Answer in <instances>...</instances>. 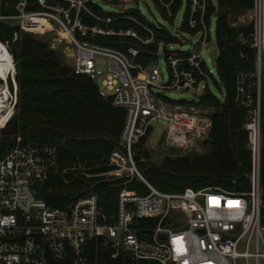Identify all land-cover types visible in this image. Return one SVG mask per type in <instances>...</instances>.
I'll use <instances>...</instances> for the list:
<instances>
[{
  "label": "built area",
  "instance_id": "2783aa9c",
  "mask_svg": "<svg viewBox=\"0 0 264 264\" xmlns=\"http://www.w3.org/2000/svg\"><path fill=\"white\" fill-rule=\"evenodd\" d=\"M2 1L13 4L14 10L7 14L0 11V20L42 35L53 28L60 30L74 45V70L88 75L97 83L101 96L126 110L120 146L110 157L114 168L99 175L139 179L149 192L123 188L113 219L104 213L96 193L80 196L65 207L53 206L38 196L37 185L57 166L58 147L22 144L18 138L16 146L0 160V264H97L96 252L102 247L110 249L113 258L123 256L128 264L142 260L160 264H264V0H254L252 10L239 18L252 24L250 47L255 58L254 69L241 70L236 77L235 100L247 110L245 129L252 153L251 188L244 192L216 186L165 192L146 180L133 157L134 148L155 120L165 121L168 133L181 145H193L213 129L211 111L202 110L200 105L211 74L204 50L216 49V60L219 53L217 42L210 39L213 17L207 20L208 0H188L189 31H184L183 23L179 30L170 31L181 42L187 43L180 33L193 42L201 41V51L196 52L192 44L188 51L168 50L167 46L177 43L161 42L152 53L155 58L147 63L139 57L156 36L139 16L144 18L139 0H102L116 8L105 16L89 8L95 4L103 9L100 0H36L38 8L32 10L27 9L29 0ZM167 8L171 16L170 4ZM88 18L94 23L87 22ZM124 20L131 24L117 25ZM141 30L148 35L143 36ZM97 36L134 42L123 51L95 42ZM3 44L9 50L8 43ZM161 52L166 57L167 73L159 62ZM97 57L108 59V70L98 68ZM13 64L6 77L0 71V96L4 97L0 115L6 118L0 123L2 128L15 114L18 103L14 57ZM176 92L190 93L193 98L175 99L172 95ZM150 218L158 221L149 230L145 221Z\"/></svg>",
  "mask_w": 264,
  "mask_h": 264
},
{
  "label": "trees",
  "instance_id": "16d2710c",
  "mask_svg": "<svg viewBox=\"0 0 264 264\" xmlns=\"http://www.w3.org/2000/svg\"><path fill=\"white\" fill-rule=\"evenodd\" d=\"M156 1L162 17L170 21L183 3V0H173L170 16L167 6ZM253 2L218 0L215 4L213 0H208L207 20L217 16L219 53L216 69L224 88V97L219 98L209 88L202 95L201 105L210 107L214 120L213 129L205 142V152L166 156L158 164L139 163L144 177L162 191L183 192L188 187L201 189L216 186L244 192L251 188L252 153L245 129L248 114L235 100V94L238 72L252 70L255 66L254 50L250 47L252 24H241L239 21L243 14L252 10ZM29 3L27 9L38 8L36 0H29ZM95 8L102 16L108 14L99 7ZM13 10V4L0 0L1 13L7 14ZM136 15H139L138 12ZM188 18L189 11L186 9L184 31H189ZM87 22L94 23V20L88 18ZM129 24L131 22L128 20L117 23L118 26ZM164 28L156 29V41L145 46L147 51L140 55L139 60L147 63L155 58L152 53L161 42L182 43ZM141 33L145 37L148 35L144 30ZM0 41L8 43L9 47V50L6 47L0 53L1 62L11 59L13 55L18 84L16 112L0 129V160L16 146L18 138H21L22 144L56 145L59 150L58 164L50 171L48 178L37 185L38 196L53 206L65 207L80 196L96 193L109 219H113L116 214L123 188L147 194L149 188L141 180L129 181L128 178L99 175L114 168L110 157L112 151L120 146L126 110L101 96L97 83L88 75L77 73L50 46L48 40L26 32L11 22L0 20ZM94 41L123 51L134 42L130 38L114 36H97ZM262 130L261 185L264 213V94ZM144 140L145 137L141 139ZM142 154L149 157L147 150ZM139 157L136 159L139 160ZM157 221L158 218L147 219L146 227L153 229ZM95 261L97 264L129 263L123 256L113 258L112 251L103 247L96 252ZM138 264L160 263L142 260Z\"/></svg>",
  "mask_w": 264,
  "mask_h": 264
},
{
  "label": "rangeland",
  "instance_id": "374dc122",
  "mask_svg": "<svg viewBox=\"0 0 264 264\" xmlns=\"http://www.w3.org/2000/svg\"><path fill=\"white\" fill-rule=\"evenodd\" d=\"M100 1H101L100 2L101 7L106 12L116 11V8H114L113 6L107 5L102 0ZM172 1L173 0H171V2H166L165 0H159V2L163 6H167L169 4L171 5ZM139 2H140V9L142 13L144 14V18L151 24L150 26L152 27V31H153L152 33H150L151 35L156 36V33H157L156 29H158V27L155 25V23L159 24V30H162L165 27L169 31L174 32L181 28L182 23L185 18L186 6H187L188 0H183L180 11L177 13L175 18L171 21L166 20L162 17L161 12H160V6L158 5V2L156 0H139ZM213 2L217 4L218 0H213ZM95 7H97L95 4H89L90 10L99 14L95 10L96 9ZM240 23L247 24L246 22H244V20H241ZM210 26L212 29L211 34H210V39L212 42L216 43L217 42V35H216L217 16L216 15L213 16ZM30 33L44 40H48L50 46L58 51L62 59L65 60L67 63H69L71 66H73L74 54H75L74 45L64 36V34L60 30H58L57 28H53L52 31L44 35H42L41 33H35V32H30ZM167 49L188 51L191 49V45L188 43L182 42V43H177V44H172L170 46H167ZM209 52L210 50L208 49L204 50L205 60L208 64V68L211 70V74L208 76L205 84H208V88L216 96H218L219 98H223L224 88L220 80V77L218 75L217 69L213 67L212 64L208 60ZM96 62H97L98 68L103 69V70H108L109 61L106 57H103V58L97 57ZM159 62L161 64L162 71L164 73H167L166 57L163 54V52L159 54ZM9 64H10L9 62H4L1 67V73H2V76L4 77H6L7 71H9V68H8ZM172 96L175 99L176 98H179V99L180 98H193V95L190 93H180V92H176ZM201 107H202V110L211 111L209 106L201 105ZM15 112H16V109H15ZM5 119L6 118L2 117V122ZM1 128L2 127L0 126V129ZM207 139L208 137L204 139H198L195 141L193 145L191 143L187 145L186 144L181 145L180 143L176 142L170 136V134L167 131V123L165 121L155 120L152 125L151 131L148 132V134L145 136L144 142L143 141L139 142L137 144L138 146L135 147L133 150V157H134L135 165L139 169V171L143 174V170L141 169L139 163H144L146 165L158 164L166 156L176 157L178 155L205 152L207 149L205 147V142ZM144 150L148 151V154H149L148 158L144 157V155L142 154ZM137 156L138 157L140 156L139 160L136 159Z\"/></svg>",
  "mask_w": 264,
  "mask_h": 264
},
{
  "label": "water",
  "instance_id": "95a60500",
  "mask_svg": "<svg viewBox=\"0 0 264 264\" xmlns=\"http://www.w3.org/2000/svg\"><path fill=\"white\" fill-rule=\"evenodd\" d=\"M180 34H181L182 38L185 39L188 44H192L193 45V47H194L196 52H200L201 51V46H202L201 41L193 42L192 38L188 37L185 34H182V33H180ZM216 54H217L216 49L211 50L210 57L212 59V66L215 67V68L217 67ZM51 261L53 262L52 259H51Z\"/></svg>",
  "mask_w": 264,
  "mask_h": 264
},
{
  "label": "bare ground",
  "instance_id": "6f19581e",
  "mask_svg": "<svg viewBox=\"0 0 264 264\" xmlns=\"http://www.w3.org/2000/svg\"><path fill=\"white\" fill-rule=\"evenodd\" d=\"M4 49H6V46L3 44V42L0 41V53ZM4 62H9L10 63L9 64V67H8L9 68V71L14 69L13 58H11V59H4L1 62V57H0V71H1V67H2V65H3ZM3 102H4V97L3 96L2 97L0 96V104H3ZM1 122H2V116L0 115V123Z\"/></svg>",
  "mask_w": 264,
  "mask_h": 264
}]
</instances>
